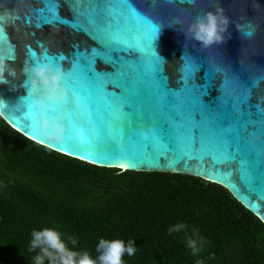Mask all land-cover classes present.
I'll list each match as a JSON object with an SVG mask.
<instances>
[{
    "label": "water",
    "instance_id": "95a60500",
    "mask_svg": "<svg viewBox=\"0 0 264 264\" xmlns=\"http://www.w3.org/2000/svg\"><path fill=\"white\" fill-rule=\"evenodd\" d=\"M129 2L159 29L152 47L160 58L159 74L149 50L140 44L145 33L136 36L139 50L111 39L127 41L130 32L136 35L134 22L111 0H51V9L46 0H0V58L17 73L0 84V118L27 140L97 168L189 175L226 187L264 222V0ZM218 8L229 20L225 43L204 48L186 37L192 21ZM45 56H63L59 63L69 74L77 63L90 65L99 74L102 91L122 95L126 119L119 144L135 167L122 162V170L103 155L92 156L97 148L86 129H77L84 146L76 155L62 148L65 124L61 141L46 140L29 116L31 98L22 73L25 63L44 61ZM25 121L40 135L33 138L38 130ZM97 131L101 141L121 134L109 129L106 119L97 121ZM225 147L235 160L214 163L213 156Z\"/></svg>",
    "mask_w": 264,
    "mask_h": 264
},
{
    "label": "trees",
    "instance_id": "16d2710c",
    "mask_svg": "<svg viewBox=\"0 0 264 264\" xmlns=\"http://www.w3.org/2000/svg\"><path fill=\"white\" fill-rule=\"evenodd\" d=\"M179 223L187 227L168 232ZM45 227L74 237L69 247L93 259L101 238H118L137 250L125 264H264V222L226 187L97 168L27 140L0 118V264H34L31 232Z\"/></svg>",
    "mask_w": 264,
    "mask_h": 264
},
{
    "label": "clouds",
    "instance_id": "9594fccd",
    "mask_svg": "<svg viewBox=\"0 0 264 264\" xmlns=\"http://www.w3.org/2000/svg\"><path fill=\"white\" fill-rule=\"evenodd\" d=\"M228 25V18L223 14V10L218 8L215 12L208 11L198 16L188 25L185 35L204 48H208L214 44L225 43L224 33ZM3 31V26L0 25V32ZM22 73L27 77L23 85L26 95L31 98L30 118L40 128L48 142L61 141L65 132L62 122L65 116H50L49 112L51 105H62V102L67 99L68 89L62 81L69 73H66L62 67H55L50 63H25ZM16 74V69L8 64L7 59L0 58V84H8L7 77L14 78ZM186 227V224L179 223L170 227L168 232H180ZM31 237L29 250L33 252L39 250L34 257V264H45V260L49 264H125V254L131 257L137 251L132 240L126 244L123 239L101 238L95 248L99 255L93 259L89 252L77 251L69 247V243L76 244V239L68 236L65 240L57 229L49 227L42 230L34 229ZM187 244L193 255L201 251L196 239L189 238ZM197 264L201 262L198 261Z\"/></svg>",
    "mask_w": 264,
    "mask_h": 264
},
{
    "label": "snow or ice",
    "instance_id": "6c2138e0",
    "mask_svg": "<svg viewBox=\"0 0 264 264\" xmlns=\"http://www.w3.org/2000/svg\"><path fill=\"white\" fill-rule=\"evenodd\" d=\"M49 9H51V0H46ZM112 3L121 5L124 12L134 22V29L136 35L132 32L129 33L127 41L117 36H112L117 44L123 45L125 48L133 50H139L136 36L141 32L145 33V37H141L140 44L144 48L149 50V54L152 57V64L157 74L160 72V58L152 54V47L159 38V29L150 20L143 15L137 13L129 0H111ZM119 18V16H117ZM3 17H0V23H2ZM45 22H47L45 20ZM66 23L65 21H59ZM72 26V25H70ZM74 27H79L78 25ZM119 31V29H117ZM2 34V32H0ZM65 59L63 56L58 59H50L45 56L44 61H35L34 63L52 64L55 67H61L59 61ZM90 73V75H89ZM63 85L68 89V97L62 102V105H51L49 112L50 116L63 115L65 119L62 121L67 126V131L64 136L63 145L67 149L66 154L76 155L78 152L83 153V143L77 138V129L88 131L90 142L96 145L97 152L92 155H103L106 158L113 160L115 164H121L127 162L128 166L135 167L132 157L127 154V151L123 149L119 141L123 139L122 122L126 119V114L121 111L124 107V101L121 97H116L114 93H106L102 91L101 83L99 80V74L95 73L91 66L81 67L76 64L73 71L67 75L62 81ZM160 83L164 86L163 77H160ZM166 87V86H165ZM119 101V104H117ZM23 109H21L22 111ZM95 117V119H94ZM107 120V126L109 129L120 131L119 138L109 137L106 141H101L100 134L97 131V121L103 124ZM33 130H38L33 135V138L40 135L39 129L33 125H28ZM26 127V128H27ZM194 140V137H193ZM168 148L166 146V149ZM162 154V153H161ZM83 156L84 154H79ZM95 160V159H93ZM214 163L231 162L235 160V156L230 154L227 147H225L220 155L213 156ZM225 183H231L229 178L218 176ZM242 179L247 180V177L242 174Z\"/></svg>",
    "mask_w": 264,
    "mask_h": 264
},
{
    "label": "bare ground",
    "instance_id": "6f19581e",
    "mask_svg": "<svg viewBox=\"0 0 264 264\" xmlns=\"http://www.w3.org/2000/svg\"><path fill=\"white\" fill-rule=\"evenodd\" d=\"M125 169V168H124Z\"/></svg>",
    "mask_w": 264,
    "mask_h": 264
}]
</instances>
